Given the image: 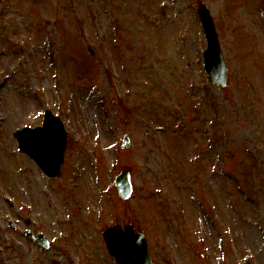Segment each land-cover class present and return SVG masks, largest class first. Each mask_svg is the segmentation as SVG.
<instances>
[{
	"label": "rangeland",
	"instance_id": "rangeland-1",
	"mask_svg": "<svg viewBox=\"0 0 264 264\" xmlns=\"http://www.w3.org/2000/svg\"><path fill=\"white\" fill-rule=\"evenodd\" d=\"M199 2L223 88L203 72ZM46 108L67 131L56 177L13 136ZM114 222L145 233L153 264H264V0H0V264H115Z\"/></svg>",
	"mask_w": 264,
	"mask_h": 264
},
{
	"label": "water",
	"instance_id": "water-1",
	"mask_svg": "<svg viewBox=\"0 0 264 264\" xmlns=\"http://www.w3.org/2000/svg\"><path fill=\"white\" fill-rule=\"evenodd\" d=\"M197 12L207 40V47L203 51L205 71L213 86L224 87L228 70L212 17L203 3H199ZM15 135L18 138L20 150L34 158L47 174L52 176L59 174L66 146V131L57 116L46 111L42 126L23 127L15 132ZM128 145L129 138L125 134L121 146ZM115 184L120 198L127 199L131 195L132 184L129 171L121 170L116 176ZM30 234L31 239L42 249H49V242L41 233L37 237ZM103 235L110 255L119 264H152L144 234L135 232L131 225H125L122 229L119 224H113L103 230Z\"/></svg>",
	"mask_w": 264,
	"mask_h": 264
}]
</instances>
